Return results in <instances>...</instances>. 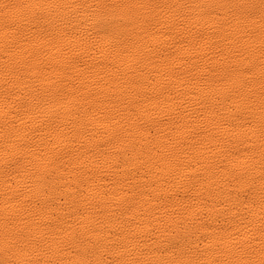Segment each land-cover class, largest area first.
Returning <instances> with one entry per match:
<instances>
[{
	"label": "bare ground",
	"instance_id": "1",
	"mask_svg": "<svg viewBox=\"0 0 264 264\" xmlns=\"http://www.w3.org/2000/svg\"><path fill=\"white\" fill-rule=\"evenodd\" d=\"M32 2L0 0V221H12L31 258L70 264L92 248V259L111 264L114 245L188 209L204 234L223 239L189 259L259 261V183L249 191L236 178L264 167L259 0L253 18L196 7L210 0H157L116 29L56 8L63 32L41 41L39 10L20 7ZM249 64L256 76L241 98ZM41 152L56 162L47 172L30 163ZM229 237L256 251L231 255ZM72 241L80 248L69 250ZM15 252L0 253V264Z\"/></svg>",
	"mask_w": 264,
	"mask_h": 264
},
{
	"label": "snow or ice",
	"instance_id": "2",
	"mask_svg": "<svg viewBox=\"0 0 264 264\" xmlns=\"http://www.w3.org/2000/svg\"><path fill=\"white\" fill-rule=\"evenodd\" d=\"M161 5L157 0H92V2L75 3L74 0H33L32 3L21 4L20 7L31 10H39L34 14L37 22H43L44 26L39 34L36 35L35 41L49 40L52 38L53 31L63 32V29L51 19L56 8L64 9H84L88 15V20L95 26L104 25L116 29L119 21L123 19L135 17L141 13L147 14L154 8ZM175 6V5H173ZM186 7L188 5H185ZM227 7L245 12L249 18L256 15L257 6L255 0H210L208 5L197 4L196 7ZM259 12L261 20H264V0H259ZM63 23V21H61ZM248 75L239 81L238 93L243 98V92L250 89L254 84L256 76V66L249 64L247 67ZM238 75V73H234ZM259 76L261 80V88L264 89V62L259 65ZM261 137L264 139V126L261 128ZM264 147V145H262ZM37 170L47 172L49 168H53L55 160L50 159L43 152L34 155V159L30 161ZM264 164V161H262ZM241 184L249 186V191L259 183L260 191V208L264 213V167H262L261 175L256 177L252 174L251 169H246L236 176ZM175 207V206H174ZM235 207V205H233ZM180 213L173 212L172 217ZM182 219L176 221L170 219L168 221L160 219L156 226L150 228V231L144 233L136 243L114 245V255L117 257L111 264H203L201 261H193L189 259L193 254L201 253V244L204 241H216L217 246L223 243V239L217 240L215 235L204 234L207 232L208 226L201 223L199 215H188V209H184ZM12 221H0V253L11 252L16 249L14 255L16 259L6 260L5 264H53L51 260L41 261L40 259H32L29 244H22L20 240L11 235L8 231ZM139 227V226H138ZM261 247L259 249L260 260H215L211 264H264V221L261 222L259 229ZM237 236L240 234L237 233ZM236 248V253H230L235 256L237 253L248 252L249 254L256 251L251 240L241 237L243 243L237 242L233 237H229ZM254 239V237H253ZM87 243H91L90 241ZM95 247V246H93ZM69 250L80 248L76 241L69 242ZM210 243L205 251H211ZM223 255V251L220 253ZM77 255L81 258L70 264H100L98 260L92 259L94 255L92 248H83L77 251Z\"/></svg>",
	"mask_w": 264,
	"mask_h": 264
}]
</instances>
